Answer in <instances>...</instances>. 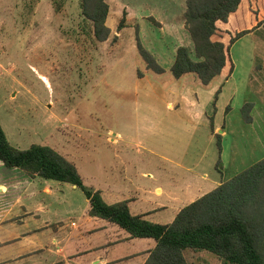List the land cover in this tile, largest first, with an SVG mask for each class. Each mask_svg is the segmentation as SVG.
Here are the masks:
<instances>
[{"label": "rangeland", "instance_id": "rangeland-1", "mask_svg": "<svg viewBox=\"0 0 264 264\" xmlns=\"http://www.w3.org/2000/svg\"><path fill=\"white\" fill-rule=\"evenodd\" d=\"M105 1V23L112 34L98 41L91 23L81 14L80 0H0V124L13 146L47 145L75 162L85 185L96 169L95 163L116 166L127 155L120 146L114 151L94 131L126 128L128 134L131 132L135 85L130 80L129 62L133 63L136 42L149 52L150 48L155 51L164 65L174 61V46L189 39L190 56L194 58L192 42L182 23L185 0ZM120 20L122 28L118 29ZM250 35L230 49L236 71L225 88L227 94L230 86L240 83V68L249 61L251 48L257 78L264 81V23ZM104 63L109 67L106 76L117 73L118 80L111 74L103 79ZM160 76L139 80V97L163 93L161 83H156L160 91L151 85ZM225 93L218 105L224 102ZM243 94L233 99L234 110L225 120V135L216 140L223 148L221 165L226 174L235 175L264 157V118L251 117L248 122L240 110L243 99L251 105L249 111L263 100ZM144 100L151 101L142 99L141 106L148 104ZM75 189L82 206L85 196ZM184 256L189 264H222L207 251H187Z\"/></svg>", "mask_w": 264, "mask_h": 264}, {"label": "crops", "instance_id": "crops-1", "mask_svg": "<svg viewBox=\"0 0 264 264\" xmlns=\"http://www.w3.org/2000/svg\"><path fill=\"white\" fill-rule=\"evenodd\" d=\"M185 31L188 38L189 34ZM110 32L112 34L111 28ZM252 32L234 43L250 37ZM188 41L174 46L173 54L178 46H185L190 52ZM132 50L133 63L129 64L132 65L130 80L135 85L132 93L135 120L131 132L128 134L126 128L94 131L114 151L120 146L119 149H125L127 155L120 158L116 166L95 163L96 169L90 173L87 185L100 190L107 203L127 200L131 214L166 224L183 206L234 175L226 174L223 169V148L216 140L225 135V120L234 110L232 101L236 95L244 96L245 92L261 97L264 102V81L257 78L252 48L249 61L240 68L243 71L240 83L236 87L230 86L229 94L225 93V88L232 82L236 71L232 57L230 75L220 74L203 85L193 75L173 78L168 72L172 63L164 62L162 65L161 58L155 57L156 52L150 48L151 54L164 69L162 74H154L161 76L151 85L154 87L155 84L154 90L160 91L156 83H161L165 90L139 97V80L144 81L153 74L145 72L143 76H137L139 61L136 50ZM103 69L105 79L111 73L106 76L109 69L106 63ZM110 76L118 80L117 73ZM223 93L226 98L218 105ZM141 98L151 101L144 100L148 104L141 106ZM243 101L247 103L245 99ZM263 102L250 110V117L264 118ZM75 188V185L66 182L29 177L17 168L5 167L0 161V264L145 262L147 254L155 246V240L130 237L116 224L89 215V201L85 197L80 206Z\"/></svg>", "mask_w": 264, "mask_h": 264}, {"label": "trees", "instance_id": "trees-1", "mask_svg": "<svg viewBox=\"0 0 264 264\" xmlns=\"http://www.w3.org/2000/svg\"><path fill=\"white\" fill-rule=\"evenodd\" d=\"M80 9L84 20L91 23L93 37L105 41L110 34L105 23L107 2L80 0ZM183 11L194 58L187 47L178 46L168 72L173 78L193 75L203 85L220 74H231L232 45L264 23V0H185ZM117 28H122L121 20ZM136 53L138 77L145 72L163 73L140 41ZM250 107L249 103L241 107L248 122ZM0 161L29 177L75 185L89 201V215L116 224L130 237L153 238L155 246L143 264H189L184 256L187 251H207L222 264H264V157L183 206L166 224L131 214L127 200L107 203L100 190L85 185L76 166L58 151L37 143L15 147L1 124Z\"/></svg>", "mask_w": 264, "mask_h": 264}]
</instances>
